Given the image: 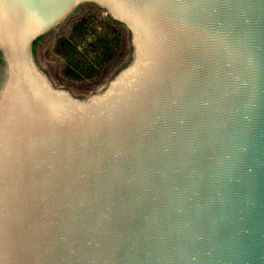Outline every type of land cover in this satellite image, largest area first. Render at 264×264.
I'll return each instance as SVG.
<instances>
[{
	"label": "water",
	"instance_id": "obj_1",
	"mask_svg": "<svg viewBox=\"0 0 264 264\" xmlns=\"http://www.w3.org/2000/svg\"><path fill=\"white\" fill-rule=\"evenodd\" d=\"M110 1L141 64L84 107L24 83L0 121V264H264V0Z\"/></svg>",
	"mask_w": 264,
	"mask_h": 264
},
{
	"label": "rangeland",
	"instance_id": "obj_2",
	"mask_svg": "<svg viewBox=\"0 0 264 264\" xmlns=\"http://www.w3.org/2000/svg\"><path fill=\"white\" fill-rule=\"evenodd\" d=\"M0 26V121L17 89L35 83L84 107L108 95L142 62L135 28L110 0H70L23 33Z\"/></svg>",
	"mask_w": 264,
	"mask_h": 264
},
{
	"label": "bare ground",
	"instance_id": "obj_3",
	"mask_svg": "<svg viewBox=\"0 0 264 264\" xmlns=\"http://www.w3.org/2000/svg\"><path fill=\"white\" fill-rule=\"evenodd\" d=\"M4 18H5V16H4V13L2 11L1 12V18H0V26H1V29L4 32V34L9 37L10 36V33L8 31V28L6 27Z\"/></svg>",
	"mask_w": 264,
	"mask_h": 264
}]
</instances>
